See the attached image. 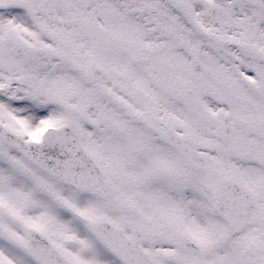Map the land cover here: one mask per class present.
Returning <instances> with one entry per match:
<instances>
[{
    "label": "snow or ice",
    "instance_id": "snow-or-ice-1",
    "mask_svg": "<svg viewBox=\"0 0 264 264\" xmlns=\"http://www.w3.org/2000/svg\"><path fill=\"white\" fill-rule=\"evenodd\" d=\"M0 264H264V0H0Z\"/></svg>",
    "mask_w": 264,
    "mask_h": 264
}]
</instances>
